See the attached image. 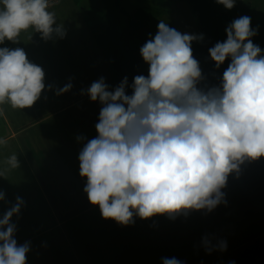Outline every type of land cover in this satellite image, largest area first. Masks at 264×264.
Masks as SVG:
<instances>
[{
  "label": "clouds",
  "instance_id": "obj_1",
  "mask_svg": "<svg viewBox=\"0 0 264 264\" xmlns=\"http://www.w3.org/2000/svg\"><path fill=\"white\" fill-rule=\"evenodd\" d=\"M235 2L216 0L228 10ZM50 7L49 0H0V44L18 43L30 29L45 41L54 34L64 38ZM157 29L140 48L148 74L133 78L131 95L127 77L113 90L104 77L86 90L101 108L97 135L78 154L79 175L86 178L83 191L102 218L122 226L134 223V217L210 213L227 203L222 190L228 177L245 161L264 157V50L251 39L258 31L251 17L234 19L225 29L226 40L208 49L217 69L226 59L230 63L219 85L206 88L198 87L204 76L192 49L203 34L181 33L162 20ZM44 81V69L23 48L0 47V105L31 108L46 88ZM71 88L70 78L56 94ZM5 144L7 139L0 138ZM6 162L19 167L15 154ZM5 200L0 190V201ZM24 203L17 196L0 218V264H27L30 243H17L12 222ZM218 248L226 251L227 242L220 241ZM162 264L182 262L166 257Z\"/></svg>",
  "mask_w": 264,
  "mask_h": 264
},
{
  "label": "rangeland",
  "instance_id": "obj_2",
  "mask_svg": "<svg viewBox=\"0 0 264 264\" xmlns=\"http://www.w3.org/2000/svg\"><path fill=\"white\" fill-rule=\"evenodd\" d=\"M49 3L57 25L63 26L64 38L54 34L45 41L30 29L20 34L18 43L5 40L0 44V47L10 49L23 48L28 59L45 71L46 88L31 108L14 109L7 103L0 105V138L14 137L0 145V190L6 194V200L0 201V218L15 203L17 196L23 199L24 206L12 222L16 224L17 243H30L27 264H162V258L166 257H175L182 264H264L263 240L258 238L241 246L246 225L253 221L264 227V218L239 210L232 201L228 183L222 190L227 203L220 204L210 213L193 211L175 219L165 215L149 219L134 217V223L127 226L102 218L99 207L89 203L83 191L86 178L79 175V153H73L72 146L77 149L97 135L95 124L101 105L98 101H90L86 90L101 77L108 84L113 71L107 58L108 49L103 47L106 51L95 43L83 20L80 6L88 5L89 0L88 4L82 2L79 5L75 0H49ZM124 7L134 23L131 45L137 75L148 74L149 66L143 61L140 48L155 36L161 20L181 33L200 34L196 19L185 2L125 0ZM232 9L235 18L251 17V27L258 30L251 39L264 50V0H236ZM116 20L113 15L109 27H113ZM199 43L193 41L192 46ZM70 78L71 90L57 95V89L69 83ZM209 83L211 87L212 82ZM198 87L204 88L203 81ZM26 114L42 119L35 130L38 134L39 131L47 133L46 139H37L35 135L32 140L27 137L29 132V135L22 134L30 122H37L25 120ZM94 115L95 119L92 118ZM8 128H12L17 136L13 132L9 136ZM55 137L60 138L57 151L63 157L58 163L51 154V141ZM78 137L86 139L79 140ZM61 144H65L67 150ZM28 147H35V151L41 148L40 152L50 155L55 165L51 167L54 174L65 170L67 178L54 175L53 182H46L48 178L42 181L34 165L30 164L32 155L31 152L28 154ZM13 154L19 160L17 168L6 162ZM232 175L244 183L242 169ZM57 204L62 205L59 211ZM70 209H74L73 217L66 214ZM205 239L209 242L207 245ZM222 240L227 242L226 251L218 248ZM206 248H211L210 253Z\"/></svg>",
  "mask_w": 264,
  "mask_h": 264
},
{
  "label": "trees",
  "instance_id": "obj_3",
  "mask_svg": "<svg viewBox=\"0 0 264 264\" xmlns=\"http://www.w3.org/2000/svg\"><path fill=\"white\" fill-rule=\"evenodd\" d=\"M88 0H75L79 5ZM92 1H95L91 3ZM125 0H89L86 6H80L83 20L91 33L95 43L102 49L107 48L108 61L112 79L108 82L111 90L120 84L124 77L128 78L129 87L126 94L131 95L130 85L137 75L132 53V35L134 23L131 14L124 7ZM185 2L196 19L197 28L204 39L193 45V55L199 61L204 76V88L219 85L223 71L228 67L230 59H226L219 69L210 59L208 49L217 42L226 40V27L235 18L233 9L228 10L216 0H179ZM99 2L101 5H99ZM97 4V5H96ZM116 16L113 27H109V20ZM108 24V25H107ZM104 47V48H103ZM106 50V49H104ZM107 51V50H106ZM25 120H33L32 115L26 114ZM31 123V122H30ZM34 130V128L32 129ZM30 149V148H29ZM240 169L245 175V181L240 183L234 175L228 177V186L234 205L247 215L263 219L264 217V157L254 161H245ZM251 231V232H249ZM242 244L264 234V227L250 221L244 230Z\"/></svg>",
  "mask_w": 264,
  "mask_h": 264
},
{
  "label": "crops",
  "instance_id": "obj_4",
  "mask_svg": "<svg viewBox=\"0 0 264 264\" xmlns=\"http://www.w3.org/2000/svg\"><path fill=\"white\" fill-rule=\"evenodd\" d=\"M92 118L95 119L96 118V115H94ZM33 120H37V122H34V123L31 122V123H29V126H27V128H25L24 131L21 130V131H23L22 134L29 135V133H30V135L27 136V137L29 139H32V140H35V135L37 136V139H38V137H41V138L46 139L47 133H45L43 131H39V134H38V131L35 130L36 124L39 123L42 119L41 118L40 119H38V118L36 119V117H34ZM33 128H34V130H32ZM8 130L10 131L9 136L11 135V132H13L14 136L15 135L17 136L16 132H14L12 130V128H8ZM34 131H35L36 134L33 133ZM13 139H14V137H11V138H8L7 141L8 140L10 141V140H13ZM59 140H60V138H56L55 137V138H52V141H51V147L53 148V152L51 153V154H53L52 155L53 156L52 158L54 159V161L56 160L55 162H57V163L59 161H61V159H63V157L60 155L59 151H57V148H59V145H58ZM82 146H83V144H81L80 147H79V145H77V147H79L77 149H75L72 146V148H73L72 151H74L73 153L78 154L80 152V150L82 149ZM61 147H63V148L65 147V150H67L65 144H61ZM28 148H30L29 151H28V154H30V152H31V155H32V156L29 155L30 156V160L32 161V162L30 161V164L31 165L33 164L34 165V168L37 171V174H39L41 176L42 181H43V179L48 178V180L46 182H49V183L50 182H53L52 179H54L55 176L58 177V178H67L68 174L66 173L65 170H63L61 172H56V175L54 174L53 170L51 169V167H53V166L55 167L54 162L52 161V158H51L50 155H47V153L45 154V153L40 152L41 148H38L37 151H35V147L34 148L28 147ZM44 150H47V149H44ZM27 161H29V160H27ZM58 178H56L57 179L56 182H59V179ZM54 198H56V197H54ZM58 200H61V198L59 197ZM59 202H57V203H59ZM61 209H62V205H58L57 204V211H59ZM73 210L74 209H70L68 212H66V214H67L68 217L69 216L73 217V215L75 214L73 212ZM59 214H61V213H59ZM258 238L260 240H263L264 241V234L261 235V236H259V237H257V238H255V239H258ZM255 239L250 240V241H248V242H246L244 244H241V246H245L246 244L248 245L252 241H257Z\"/></svg>",
  "mask_w": 264,
  "mask_h": 264
},
{
  "label": "bare ground",
  "instance_id": "obj_5",
  "mask_svg": "<svg viewBox=\"0 0 264 264\" xmlns=\"http://www.w3.org/2000/svg\"><path fill=\"white\" fill-rule=\"evenodd\" d=\"M135 260V259H134Z\"/></svg>",
  "mask_w": 264,
  "mask_h": 264
}]
</instances>
